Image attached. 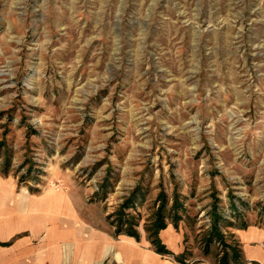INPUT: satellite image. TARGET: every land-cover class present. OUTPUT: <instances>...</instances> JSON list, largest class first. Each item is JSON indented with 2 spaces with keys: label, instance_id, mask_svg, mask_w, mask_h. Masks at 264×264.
<instances>
[{
  "label": "rangeland",
  "instance_id": "1",
  "mask_svg": "<svg viewBox=\"0 0 264 264\" xmlns=\"http://www.w3.org/2000/svg\"><path fill=\"white\" fill-rule=\"evenodd\" d=\"M0 176L172 264H264V0H0Z\"/></svg>",
  "mask_w": 264,
  "mask_h": 264
},
{
  "label": "crops",
  "instance_id": "2",
  "mask_svg": "<svg viewBox=\"0 0 264 264\" xmlns=\"http://www.w3.org/2000/svg\"><path fill=\"white\" fill-rule=\"evenodd\" d=\"M77 221L87 222L68 195H31L0 176V244H8L0 264H172L133 238L114 241Z\"/></svg>",
  "mask_w": 264,
  "mask_h": 264
},
{
  "label": "trees",
  "instance_id": "3",
  "mask_svg": "<svg viewBox=\"0 0 264 264\" xmlns=\"http://www.w3.org/2000/svg\"><path fill=\"white\" fill-rule=\"evenodd\" d=\"M166 227V224L163 222V221H158L157 225H156V228H155V235H157L158 231L161 230V229H164ZM118 233H120L122 230L120 229H117L116 230ZM125 234L129 235V236H133L135 237L136 239H138V236L137 234L131 229L129 230H125ZM153 246L155 247L156 251L160 254H166L168 253V250L160 244V242L155 239L153 240L152 242Z\"/></svg>",
  "mask_w": 264,
  "mask_h": 264
}]
</instances>
